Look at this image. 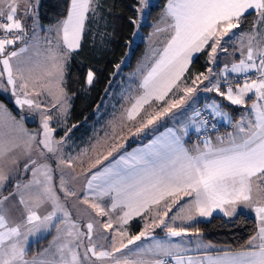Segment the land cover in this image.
<instances>
[{"label": "snow or ice", "instance_id": "snow-or-ice-1", "mask_svg": "<svg viewBox=\"0 0 264 264\" xmlns=\"http://www.w3.org/2000/svg\"><path fill=\"white\" fill-rule=\"evenodd\" d=\"M25 3L28 9L32 7L31 0H25ZM19 4L20 0H0V32L3 33L0 36V91L10 93L21 113L27 110L38 114L41 131L29 133L24 128L25 117L21 115L17 120L5 104L0 103V186L9 178L6 166H9V174L31 173L27 183L15 186L17 190H23L13 194H18L19 203L25 206L26 219L15 222L0 207V264H84L91 260L89 253L99 264H170V257L175 264H264V0H167L163 13L165 26L158 25L155 29L156 33H168L164 47L153 53L155 60L143 75L139 91L130 98L119 123L113 124L111 135L105 138L103 146L107 153L99 154L94 161L89 159L88 173L91 175L85 173L87 192L81 202L89 204L96 216H108L101 226L105 231H112L110 250L98 249L92 242V221L86 224L87 232H83L71 220L53 187L50 163L56 160L58 167L68 168H73L74 159L84 163L79 157L65 160L60 155L65 141L54 138L50 121L54 119L52 109L61 116L65 113L67 99L61 86L64 62L80 48L85 21L89 13L95 15L98 0H70L66 18L55 27L56 48L60 49L62 41L65 51L49 48V63L44 66L31 60L13 63L14 58L27 48L7 51L21 39L19 34L24 33L17 17ZM139 4L141 7L137 11L141 13L149 7L148 0H139ZM25 14H28L27 9ZM253 14L256 20L251 33L234 31ZM132 23L138 26L136 20ZM234 42L240 44L241 58L231 67L224 66L225 90L219 79H210L211 68L209 75L196 76L192 86L181 83L195 54L210 48L209 60L215 63L218 49L227 52ZM38 70L39 74H36ZM252 72L256 73L255 77L247 75ZM228 73L243 75V83L237 80L233 87L228 82ZM94 78V72L89 69L86 83L92 85ZM205 80L208 84L204 91H215L231 105L246 107L250 102V118L242 116L235 124V133H229L225 138L217 137L215 145L207 137L200 141L207 124V120H201L194 127L183 125L179 133L170 128L164 137H157L145 147L114 157L113 154L124 147L120 141L125 132L132 136L143 133L173 109L185 104ZM42 91L51 96L50 106L42 107L35 99ZM180 91L183 96L177 99L176 93ZM169 93H172L171 97ZM210 107L214 115L231 122L222 105L214 101ZM190 131L197 134L198 141L191 148L184 141ZM109 157L113 159L109 160ZM93 168L97 171L92 172ZM66 183L62 174L60 192L65 197L76 196ZM26 193L29 200L25 199ZM104 197L110 200L107 207L96 202ZM185 197L190 200L181 204ZM8 199V196L0 198V206ZM90 199L94 202L89 203ZM45 204L51 205L50 210L46 209L44 215L38 214L36 209ZM238 205L253 209L260 222L258 232L248 241L246 250L225 251L201 260L184 257L181 253L186 249L171 242L173 237L189 235L183 223L197 216L211 217L217 209L225 216H232ZM58 213L63 214L62 219ZM112 213H116L115 219ZM134 217L144 219V230L129 235L125 226ZM177 220L182 222L181 225L176 224ZM60 224L65 227L61 228ZM156 228L162 229L166 238H156L153 235ZM52 229L58 234L49 248L31 260L26 259L29 237ZM83 239L89 244L81 257L78 250L84 247ZM142 239H151L152 244L124 251Z\"/></svg>", "mask_w": 264, "mask_h": 264}, {"label": "rangeland", "instance_id": "rangeland-1", "mask_svg": "<svg viewBox=\"0 0 264 264\" xmlns=\"http://www.w3.org/2000/svg\"><path fill=\"white\" fill-rule=\"evenodd\" d=\"M157 1L158 0H148L149 7L152 5H155ZM39 2L40 0H31L32 7L28 9L27 4L25 3V0H20L17 17L20 20L27 21V23L30 25V28H31V31H30L31 34L30 36L28 34V40L25 43H21L20 45H17V46H15L16 44L9 46L11 47L12 50H17V51L20 48H27L26 52L21 53L19 57L14 58L13 60L14 64L17 61L24 62V61L31 60L32 62H36V63H39L41 66H44L49 63L48 61V49L49 48L57 50V51H61V52L65 51L63 49L62 41H61L60 49L56 48L58 38L56 35L55 27L62 20L52 25H42L38 18ZM138 7H141L139 4V0H138L136 9ZM149 7L144 8V11L142 13L138 12V19H137L138 26L136 25L137 29L133 36V40L129 45L128 54L121 65L127 63V60L130 56L132 48L137 43L143 40L146 42L145 51L149 54V57L146 60V62L140 61L138 65L136 66V68L132 72L125 74L121 80H119L118 82H113L109 85L108 89L106 90L105 98L97 106L98 112H97V119L95 120V122L91 123L89 126L87 125L88 127H79L80 123H74L72 125H69L68 121H69L70 110L72 107V100H71V96L67 93L66 88H65V78H66L67 64H68V60L71 54L68 56L67 60L64 62V77H63V83L61 85L65 90L66 99H67L65 113L64 115L61 116L59 113L56 112V109H52V112L54 114V119L50 121V125L54 128V133H53L54 138L58 141L61 139L65 141L63 145V151L60 155L65 160L77 158V157L84 160V163L81 164L79 159H74L73 168H68L63 165L58 167L57 166L58 161L51 160L50 163L53 168V187L55 191L57 192V194L61 197V203L70 213L71 220L80 226L81 231L87 232L86 224L89 221H92L94 223L92 242H94L97 245L98 249L100 247H104L110 250L112 231L111 230L105 231L101 226L104 222L108 220V216H104V217L96 216L93 209L89 207V204H85L81 202L83 201L84 196L87 192L85 173H87L88 175H91V173H88L89 159L94 161L99 154L107 153V148L103 146L105 138L111 135L113 124L119 123V118L121 116V113L123 112V109L127 107L128 104L130 103V98L135 96L137 92L139 91V85L142 81L143 75L147 73L152 63L154 62L153 60L155 56L153 55V53L164 47V44L168 37V33L166 32L156 33L155 31L158 25L160 27L165 26L164 21H163L164 10L162 12V15L158 19V21L153 24V27L150 33L145 38L141 37L142 32H141L140 27L147 22V18H148L147 12H148ZM26 9H27L28 14H25ZM262 35H264V31H262ZM225 39H227V37ZM48 41H50L51 43H48ZM81 41H82V38H81ZM222 44H223V41H222ZM237 44H238L237 42H234L233 45L232 44L229 45L227 52H221L218 49L216 62L215 63L210 62V68L215 67L219 63L220 58L222 59V57L224 56H232V54L235 53V46ZM121 65H119V68H116V72H119L121 70ZM148 65H150V67ZM0 68H2V65H0ZM36 74H39V70ZM204 75H209V73L207 72ZM220 77H223L222 69L219 70L218 74H216L212 70V75L210 76V79L215 80V79H219ZM4 82L6 84V79ZM181 83L187 86H192V83L187 82L186 80H183V79ZM207 84H208V80H205L203 84H199V87L197 88L196 92L192 94V96L187 100L185 104H183L181 107L177 109H173L171 113L162 117L159 121H157L155 125L150 126L149 128L145 129L144 132L140 133L138 136H132L128 134L127 132H125L124 139L120 141L121 143H123L124 147L121 148L119 152L114 153L113 154L114 157L118 156L120 153H123V152H131L134 149L143 148V145L145 144L147 145L150 140H153L154 138H157V137H164L168 129L170 128L173 130H176L179 133V131L182 129V126L185 124L196 125L197 120L189 118V114L191 112L192 113L195 112L197 104L199 103L204 108L211 110L210 106L214 102V101L213 102L208 101V98L213 91L208 92V91L203 90L205 85ZM86 85L88 84L86 83ZM0 94H3L8 100H11L13 102V98L11 97L10 93H5V92L0 91ZM171 96H172V93H169V97ZM181 96H183L182 91L176 93L177 99ZM35 99H37L41 103L42 107L50 106L52 102L51 96H49L46 91H42L41 95L38 97H35ZM210 100H212V98H210ZM0 103H4L5 106L13 113V115L16 116L17 120H20L21 115L25 117L23 124H24V128L29 133H36L38 131H41L40 119H39L38 114H34L27 110L21 113L20 110L15 105L14 106H15L16 111H13L8 106V104H6L5 102L0 101ZM217 103H218V100H217ZM100 108L101 110H99ZM213 116L215 120H217L220 123L222 122L221 117L216 116V115H213ZM57 132L60 134L59 137L56 136ZM186 138L187 137H185L184 140ZM146 140L147 142L143 144ZM111 159H113V157H109V160ZM22 161H23V157H21V162ZM104 163L107 164L108 161H105ZM8 167L9 166L5 167L6 174L9 175V178L19 176L20 182L18 184L23 185L31 179L30 172L19 171V172H13L9 174ZM98 167H103V165H99ZM95 171H97V169L93 168L92 172H95ZM62 174L65 180L68 181V183H66L65 186L70 191H75L77 193L76 196L65 197L63 193L60 192L59 183H60ZM27 176L29 177V179L26 181L25 179L27 178ZM73 176L75 177V179H73ZM7 180L3 183L2 186H0V192L5 187V183L7 182ZM22 190L23 189L17 190L15 187V189L11 193L0 194V197H4V196L9 197V199L5 200L4 204L0 207H3L6 211V214L15 222H20L26 219V216H27V211L25 209V206L19 203V199H20L19 195L18 194L13 195L14 193H18L19 191H22ZM25 199L29 200V195L27 193L25 194ZM92 202L94 201L90 199L89 203H92ZM96 202H99L102 205L107 207L109 205L110 200L108 197L107 198L104 197ZM29 203L31 204V201H29ZM181 204H183V202H181ZM176 207L178 208L179 205H177ZM50 208H51L50 204H45L41 208L36 209V211L38 214L44 215L46 214L45 210L46 209L50 210ZM175 211H176V208L173 209V212ZM57 215L61 219L63 218L62 213H58ZM111 215L113 219H115L116 213H112ZM169 215L171 216L172 213H170ZM136 219H137V223L134 226H132V224H128L125 226L129 235H137L139 234L140 231L144 230V222H145L144 219L142 217H136ZM199 220L201 219L199 216H197L196 219L190 221L189 223L200 222ZM95 221H100L101 223L97 224L95 223ZM181 223L182 222L179 220L176 221L177 225ZM60 227L64 228L65 225L60 224ZM114 227H116V225H114ZM51 232H53V235L51 239L49 240L48 246L45 249L49 248L54 237H56L58 234L55 229H52L49 232L37 233L34 236H30L29 244L40 241L41 239L45 238ZM188 233L189 235H195L193 232H190V231H188ZM153 235L156 238H166L165 233L160 228L154 229ZM105 237L107 239H105ZM181 238L182 237H173L171 238V242L174 243V241L176 242L180 240ZM88 244H89V241L87 239H83L84 247H81L78 250L81 254V257H83L84 250L88 246ZM150 244H152L151 239H148V240L142 239L141 241H137L135 245H129V248L125 249L124 251L128 252L129 249H135L137 247L147 246ZM53 251H54V248H53ZM88 255L91 258V260L84 261V264H99V262L95 261L94 257H91V253H89ZM117 255H120V254H117Z\"/></svg>", "mask_w": 264, "mask_h": 264}, {"label": "trees", "instance_id": "trees-1", "mask_svg": "<svg viewBox=\"0 0 264 264\" xmlns=\"http://www.w3.org/2000/svg\"><path fill=\"white\" fill-rule=\"evenodd\" d=\"M137 4L138 0H98L95 15L93 13L88 14L80 48L71 53L66 68L65 88L72 100L69 125L80 123L79 127H88L91 123H94L97 119V106L105 98L109 85L118 82L125 74L132 72L143 58L146 48L144 40L132 48L127 63L121 65L128 54L129 45L137 29L136 25L132 23L133 20L137 21L138 19ZM166 4L167 0H158L155 5L149 7L147 22L140 27L142 38L150 33L153 24L162 15ZM69 5L70 0H40L38 6L40 23L42 25H52L65 19ZM254 20L255 15H249L243 22L245 23L244 27L251 23L253 27ZM26 26L30 28L27 22ZM27 27L26 29H28ZM20 44L17 42L15 46ZM209 51L210 48H206L195 57L185 73L184 80L192 83L196 76L208 72L210 68ZM117 65H121L119 72H116ZM89 69L95 74L92 85H86V76ZM211 69L215 70V67ZM223 86L226 88L225 80ZM211 94L210 96H212ZM0 100L8 104L13 111H16L11 100H8L5 96H1ZM219 100L222 108L231 113L234 121L240 116L241 112L247 109V106L238 107L225 102L222 96ZM212 118L217 121L213 117V113ZM221 124L225 127L232 124L234 127V123L221 122ZM233 127L223 129L219 136ZM59 135L57 132L56 136L59 137ZM194 135L197 134L191 135L190 141L198 142L197 139L195 141ZM200 141L203 140L200 139ZM19 182V176L10 179L4 192L11 191ZM184 228L200 235L217 249L229 251L246 248L248 241L258 232L256 219L246 213H239L232 219L214 215L206 221L196 222ZM52 235L53 232L40 241L32 243L26 256L32 257L46 247Z\"/></svg>", "mask_w": 264, "mask_h": 264}, {"label": "crops", "instance_id": "crops-1", "mask_svg": "<svg viewBox=\"0 0 264 264\" xmlns=\"http://www.w3.org/2000/svg\"><path fill=\"white\" fill-rule=\"evenodd\" d=\"M255 20H256V17H255ZM254 20V21H255ZM26 20H21V23H22V25L23 26H26ZM244 24L245 23H242L241 24V27L239 28V29H235L234 31H236V32H241V31H243V32H247V33H251L252 31H253V27H252V23L251 24H247V26H250L249 28H246L247 26H245L244 27ZM254 24V23H253ZM27 27V26H26ZM28 28V27H27ZM28 31H29V36H30V31H31V28H28ZM238 43V42H237ZM233 45V44H232ZM239 48H240V44L238 43L236 46H235V53L234 54H232V56H224V57H222V59L220 58V61H219V63L215 66V70H213L216 74H218L219 73V70L220 69H222L223 70V68H224V66L225 65H227L228 67H231V65H232V63H238L239 62V59L241 58V55H240V51H239ZM232 49V48H231ZM147 50V49H146ZM7 51H12V49H11V47H8V49H7ZM199 53H197V54H195V56L193 57V60L195 59V57L198 55ZM148 57H149V54L145 51V54H144V56H143V58H142V62H146V60L148 59ZM219 57V56H218ZM154 60H155V58H154ZM153 60V61H154ZM149 67H150V65H148ZM252 73H254V72H252ZM248 74H250V73H248ZM235 76H242V75H237V74H235V73H228V79H231L232 77H235ZM184 77H185V74H184ZM184 77L182 78L183 80H184ZM219 80H220V84H221V88H222V90H225L226 88L223 86V81H224V76L223 77H220L219 78ZM233 87H235V85H233ZM212 96H209V98H208V101L209 102H213V101H216L217 102V100H218V103L220 104V97L221 96H218L217 94H216V92L215 91H213L212 92V94H211ZM252 94H250V96H251ZM1 96H4L3 94H0V97ZM208 96V95H207ZM210 98H212V100H210ZM253 99H254V97H253ZM1 102H4V101H2V100H0ZM224 101L225 102H227V103H229L227 100H225L224 99ZM13 103V102H12ZM230 104V103H229ZM234 106H238V105H234ZM199 107H202L203 108V106H201L200 105V103L199 104H197V107H196V110H195V112H191L190 114H189V118H191V119H195V120H197V123L196 124H198L202 119H200L195 113H196V111H197V109L199 108ZM238 107H240V106H238ZM222 110L224 111V112H227L228 113V116L230 117V119H231V122H228V121H226L223 117H221V121L222 122H224V123H226V124H229V123H234V127L232 128V129H228V130H226L222 135H221V137L219 136V135H211L210 137H209V139H211L212 140V142H213V144L215 145L216 143H217V137H220V138H225V137H227V135L229 134V133H235V131H236V129H235V124H237V123H239L240 122V120H241V117L242 116H244L245 117V119H247V118H250L249 116H248V113L250 112V102H249V104L247 105V109L245 110V111H243V112H241V114H240V116L234 121V119H233V116L231 115V113L229 112V111H226V110H224L223 108H222ZM212 111V110H211ZM214 115V114H213ZM214 117V116H213ZM223 118V119H222ZM195 125H193V127H194ZM193 134H195V132H192V131H190V134H189V136H187V138L184 140L185 141V144H186V146L187 147H189V148H191L194 144H196L197 142H191L190 141V136L191 135H193ZM224 134H225V136H224ZM156 138H154L153 140H155ZM148 140V139H147ZM147 140L143 143V144H145L146 142H147ZM153 140H150L148 143H150L151 141H153ZM143 144H141V145H143ZM146 146V144L145 145H143V147H145ZM22 164H23V161L21 162V166H22ZM13 178H15V177H13ZM10 179H12V178H9L8 180H7V182L5 183V187L3 188V190L0 192V194H7V193H11V192H13V190L15 189V187L11 190V191H9V192H4V190H6V188H7V184H8V182L10 181ZM29 179V177L27 176V178L25 179L26 181ZM0 198H2V197H0ZM107 198V197H106ZM187 200H190V198H188V197H185L183 200H181V202H185V201H187ZM180 202V203H181ZM109 205H110V202H109ZM108 205V206H109ZM239 213H246V214H250V215H252L255 219H256V221H257V226H258V230H259V220H258V218H257V216H256V213H255V211L253 210V209H250V208H246V207H244V206H242V205H238L237 206V211H236V213L234 214V215H232V216H225L224 214H223V212H221L219 209H217V210H215L213 213H212V216H214V215H219V216H223V217H225V218H227V219H232V218H234L235 216H237ZM211 216V217H212ZM211 217H207V218H205V217H200V219L201 220H199V221H206V220H208V219H210ZM137 223V219H136V217H134L132 220H130V222H129V224H132V226H134L135 224ZM196 223V222H195ZM192 224H194V223H184V224H182V226L183 227H186V226H189V225H192ZM178 225H181V224H178ZM188 231V230H187ZM191 232V231H190ZM195 234V233H194ZM183 238H184V240H183ZM182 240V241H181ZM31 244V243H30ZM29 244V245H30ZM174 244H181L182 245V247L183 248H185L186 250L185 251H183L182 253H181V255H183L184 257H192L193 259H201V260H203L205 257H207V256H213V257H215L216 255H218V254H222L223 252H225V251H227V252H239V251H243V250H246L248 247H249V245L246 247V248H244V249H241V250H236V251H229V250H219V249H217L213 244H211V243H209V242H207V241H205L200 235H197V234H195V235H188V236H183L180 240H178V241H174ZM198 245H211V247H202V246H198ZM48 246V245H47ZM46 246V247H47ZM29 247V246H28ZM46 247H44L43 249H45ZM43 249H41L38 253H36L34 256H36V255H38ZM28 251V250H27ZM33 258V256L32 257H28V256H26V259H29V260H31Z\"/></svg>", "mask_w": 264, "mask_h": 264}, {"label": "built area", "instance_id": "built-area-1", "mask_svg": "<svg viewBox=\"0 0 264 264\" xmlns=\"http://www.w3.org/2000/svg\"><path fill=\"white\" fill-rule=\"evenodd\" d=\"M23 28H24V33L19 34V35H21V39H19L17 41L18 43H25L28 40V34H29L28 29H26V27H24V26H23ZM2 35H3V33L0 32V36H2ZM247 75L255 77L256 73H250ZM243 79H244V76L243 77L237 76V77H233L231 79H228V82H230L234 85L235 81L239 80L240 82L241 81L243 82ZM197 113H200V115L198 116L200 119L207 120V124L204 126L205 130L203 131V134L200 135L201 140H203L205 137L209 138L212 134L213 135H219L222 133L223 129L233 127L232 124L225 127L221 123L214 121L212 118V112L208 109L206 110V109L200 107L197 109ZM194 136H195V141H196L197 135H194ZM169 261H170V264H175V260L173 258L170 257Z\"/></svg>", "mask_w": 264, "mask_h": 264}]
</instances>
